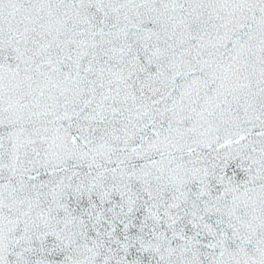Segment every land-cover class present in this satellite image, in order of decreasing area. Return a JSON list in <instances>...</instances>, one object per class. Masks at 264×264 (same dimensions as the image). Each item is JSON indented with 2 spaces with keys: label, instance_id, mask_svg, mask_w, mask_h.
Masks as SVG:
<instances>
[{
  "label": "snow or ice",
  "instance_id": "1",
  "mask_svg": "<svg viewBox=\"0 0 264 264\" xmlns=\"http://www.w3.org/2000/svg\"><path fill=\"white\" fill-rule=\"evenodd\" d=\"M0 264H264V0H0Z\"/></svg>",
  "mask_w": 264,
  "mask_h": 264
}]
</instances>
